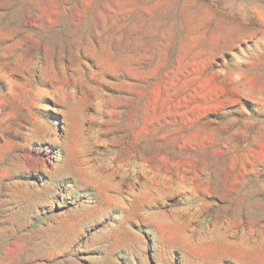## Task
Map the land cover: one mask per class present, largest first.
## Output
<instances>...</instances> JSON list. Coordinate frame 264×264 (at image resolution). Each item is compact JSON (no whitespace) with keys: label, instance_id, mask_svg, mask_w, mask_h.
Instances as JSON below:
<instances>
[{"label":"rangeland","instance_id":"374dc122","mask_svg":"<svg viewBox=\"0 0 264 264\" xmlns=\"http://www.w3.org/2000/svg\"><path fill=\"white\" fill-rule=\"evenodd\" d=\"M0 264H264V0H0Z\"/></svg>","mask_w":264,"mask_h":264}]
</instances>
